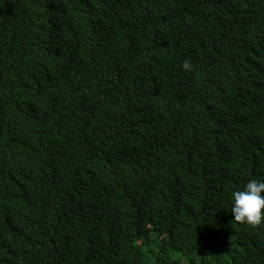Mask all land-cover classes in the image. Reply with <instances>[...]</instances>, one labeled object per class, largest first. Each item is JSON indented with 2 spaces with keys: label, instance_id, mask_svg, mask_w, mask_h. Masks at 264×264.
<instances>
[{
  "label": "trees",
  "instance_id": "obj_1",
  "mask_svg": "<svg viewBox=\"0 0 264 264\" xmlns=\"http://www.w3.org/2000/svg\"><path fill=\"white\" fill-rule=\"evenodd\" d=\"M251 179L264 0H0V264H264Z\"/></svg>",
  "mask_w": 264,
  "mask_h": 264
},
{
  "label": "clouds",
  "instance_id": "obj_2",
  "mask_svg": "<svg viewBox=\"0 0 264 264\" xmlns=\"http://www.w3.org/2000/svg\"><path fill=\"white\" fill-rule=\"evenodd\" d=\"M182 67L190 70L191 65L185 62ZM231 213L233 220L251 227L264 224V180L251 179L242 190L232 194Z\"/></svg>",
  "mask_w": 264,
  "mask_h": 264
}]
</instances>
